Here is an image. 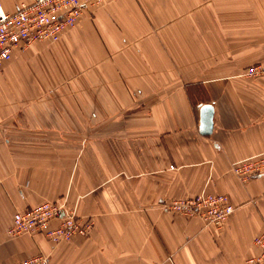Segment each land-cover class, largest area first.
I'll return each instance as SVG.
<instances>
[{"label":"crops","instance_id":"crops-1","mask_svg":"<svg viewBox=\"0 0 264 264\" xmlns=\"http://www.w3.org/2000/svg\"><path fill=\"white\" fill-rule=\"evenodd\" d=\"M258 62L264 0L86 4L57 40L14 48L0 71V264H248L264 175L241 182L230 165L264 152V73H242ZM200 191L228 196L220 226L164 208ZM61 199L87 235L5 233L15 210Z\"/></svg>","mask_w":264,"mask_h":264},{"label":"built area","instance_id":"built-area-1","mask_svg":"<svg viewBox=\"0 0 264 264\" xmlns=\"http://www.w3.org/2000/svg\"><path fill=\"white\" fill-rule=\"evenodd\" d=\"M107 1L26 0L20 1L11 11L4 10L0 2V71L14 48L24 47L37 40H57L78 21L84 5H102ZM242 73L247 76L262 74L264 63L250 64ZM230 171L241 182L264 175V152L232 162ZM164 208L185 217H197L204 224L213 226H220L234 209L227 195L205 191L190 198L172 199ZM91 226V221L78 216L75 208L61 199L15 210L5 233L11 237L41 234L54 245L76 235H87ZM253 243L259 248V254L249 258L247 263L264 264V230L253 238ZM47 261L46 254H36L10 264H46Z\"/></svg>","mask_w":264,"mask_h":264},{"label":"water","instance_id":"water-1","mask_svg":"<svg viewBox=\"0 0 264 264\" xmlns=\"http://www.w3.org/2000/svg\"><path fill=\"white\" fill-rule=\"evenodd\" d=\"M211 112L210 103H201L199 105V122L198 129L201 133H208L211 128Z\"/></svg>","mask_w":264,"mask_h":264},{"label":"rangeland","instance_id":"rangeland-1","mask_svg":"<svg viewBox=\"0 0 264 264\" xmlns=\"http://www.w3.org/2000/svg\"><path fill=\"white\" fill-rule=\"evenodd\" d=\"M69 206H71V205H69Z\"/></svg>","mask_w":264,"mask_h":264}]
</instances>
